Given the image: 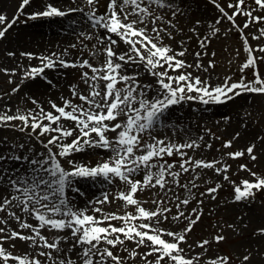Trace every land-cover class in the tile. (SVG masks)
Wrapping results in <instances>:
<instances>
[{
    "label": "snow or ice",
    "instance_id": "snow-or-ice-1",
    "mask_svg": "<svg viewBox=\"0 0 264 264\" xmlns=\"http://www.w3.org/2000/svg\"><path fill=\"white\" fill-rule=\"evenodd\" d=\"M208 2L219 15H196L197 0H20L12 18L0 11V39L21 15L59 20L78 13L79 23L87 20L92 29L76 35L78 43L70 45L76 52L20 53L37 63L22 71L13 94L38 77L58 87L46 70H64L67 76L68 69H76L80 75L59 102L25 93L32 107L0 108V127L26 134L23 142L0 140V146L7 144L0 152V213L6 214L0 215V264H232L229 254L207 253L227 239L224 227L238 233L243 221L224 222L196 239L193 233L205 200H215L225 183L232 185L230 199L237 203H251L264 191V173L250 167L264 156V130L242 137L256 111L254 101L264 98V43L249 40L264 38V0ZM239 16L245 19L240 22ZM224 19L230 22L226 29L219 26ZM72 22L77 23L74 17ZM257 24L256 31H246ZM233 29L246 53L240 75L234 79L230 72L214 80L217 61L203 58L215 57L208 51L212 39ZM193 38L198 47L189 53ZM0 71L15 74L18 68ZM7 95L0 92V98ZM242 96L240 130L229 138L207 127L180 139L157 131L168 127L174 106H224ZM261 118L264 114L255 120ZM222 119L227 124L231 116ZM214 140L221 144L208 158ZM241 158L237 171L252 178L236 182L228 161ZM113 204L117 210L105 207ZM256 233L264 237V227ZM17 240L26 251H13ZM252 255L245 250L239 264H249Z\"/></svg>",
    "mask_w": 264,
    "mask_h": 264
},
{
    "label": "rangeland",
    "instance_id": "rangeland-1",
    "mask_svg": "<svg viewBox=\"0 0 264 264\" xmlns=\"http://www.w3.org/2000/svg\"><path fill=\"white\" fill-rule=\"evenodd\" d=\"M252 0H246V3H251ZM199 4L198 11L196 15L202 18H213L215 15H219L218 12H214L213 6L208 2V0H197ZM221 3L226 5L227 0H221ZM195 8L196 5H193ZM30 11L29 9H26ZM16 11H13L8 15L9 18L15 14ZM264 14V13H261ZM245 18L239 16L238 20L242 22ZM41 20H31L27 16H20L18 23L14 24L7 34L6 39H0V69L7 68H18L17 73H5L0 71V92L7 93L6 97L0 98V108H3L5 104L12 106L13 110L17 107L24 108L32 107L31 101L27 99L25 93L35 94L39 98L51 97L54 99L59 98L61 94L69 95V88L67 87L70 83L78 82L80 72L76 69H68V75L65 76L63 72V77L61 79L60 88L58 90L52 91L45 81L37 78L36 80L25 81L22 86V90L18 93H11V88L20 81L21 73L25 70L26 66L31 63H37L36 60L29 61L27 58L21 57L20 53L25 50H33L38 47L44 39L43 37L36 36L38 32H35L37 25L43 23ZM230 22L226 19L221 21L219 25L222 29L228 28ZM261 25L257 24L255 27H250L246 29L247 32H254ZM85 31H91L90 28ZM71 36L67 33L58 34L61 38L67 37L69 39V48L73 43H78L76 40V35L78 33L72 31L70 32ZM250 42L255 45L257 43H264V38L261 40H253L249 36ZM18 42L20 44L18 45ZM87 43V40L85 41ZM189 53L195 51L196 45L195 38L190 42ZM72 52H76V49H71ZM209 52L214 51L216 53L215 57L206 56L203 59L205 62L209 58H214L217 63L215 69L213 70V79H222L225 75L230 72L233 73V78H237L240 73L238 71L239 64L243 62L246 58V53L243 49V41L240 37V33L233 29L228 31L226 35L221 34L217 38H213L209 48ZM9 52H15L14 56L8 55ZM42 52V51H40ZM239 52V56L236 53ZM260 55L259 52H257ZM189 60H192V55H188ZM231 62V63H229ZM260 68L264 71V61L260 62ZM192 71V69H189ZM248 78H252L251 69L247 70ZM13 75V82H9L8 76ZM145 79L148 77L145 76ZM81 87L83 84L81 83ZM59 102V100H58ZM245 98L242 96L240 99L236 100L234 103H226L224 106H214V105H203L200 102H186L182 106H174L171 112V121L168 124L166 129H157L163 135H172L174 138L180 139L185 135V132H188L193 137L201 133V130L205 127L210 128L212 132H215L218 136H221L222 139L229 138V135L232 134L235 130L239 129L238 120L241 118V115L238 113L241 110L238 108V105L245 104ZM256 105V111L252 113L253 119H248V127L242 132V137L245 139L250 138L252 133H259L261 130H264V118L255 120V117L262 116L264 114V98L257 97L254 101ZM222 115H230L231 119L227 124L222 119ZM14 123H19L15 121ZM172 124L176 125V131L173 133ZM25 133L19 132L18 130L12 129L10 127H0V140L4 137H8L9 140H17L23 142L25 139ZM209 137H205L208 139ZM239 142L241 138H237ZM33 143L36 144L37 149L40 148L38 142L33 140ZM221 144V140H214L213 148L208 150L205 154L208 158H213L217 155L216 148ZM27 147V145H25ZM7 147V144L0 146V152ZM199 155V153H197ZM92 159V157H86ZM175 158V157H174ZM232 164L230 172L232 173L231 179L239 182L242 178L252 177L245 170L237 171L238 163L243 162V158L233 161H228ZM250 162V167L253 171H258L264 173V156H262L259 161ZM209 176H213L212 172H208ZM201 190H203L201 188ZM182 191V190H181ZM219 195L215 200H205L204 202V215L202 221L198 223L193 233V239L200 238L202 236H207L210 233L216 231L217 226H223L224 222L228 224L240 223V231L235 233L232 228L224 227V232L227 236V239L223 242H220L218 246H213L209 248L207 255L212 256L215 253L229 254L232 256V264H239L238 256L244 253L245 250L253 253L250 258L249 264H264V255H261L264 252V237L256 233L258 227H264V191H258L256 193L255 200L251 203L248 202H233L230 197L232 195V185L230 183H225L221 189L218 190ZM147 196V192L144 193ZM223 200H228V203H221ZM194 203V201H193ZM106 208H111L112 210H117L116 204L106 205ZM0 215H6L5 213H0ZM239 218V220H238ZM13 227H17L14 221L10 220ZM246 225V226H245ZM3 226V225H0ZM8 243H11L9 241ZM20 250L26 251L27 246L24 242L17 240L16 248L13 251ZM122 255H127V253H121Z\"/></svg>",
    "mask_w": 264,
    "mask_h": 264
},
{
    "label": "bare ground",
    "instance_id": "bare-ground-1",
    "mask_svg": "<svg viewBox=\"0 0 264 264\" xmlns=\"http://www.w3.org/2000/svg\"><path fill=\"white\" fill-rule=\"evenodd\" d=\"M20 3V0H0V11L5 12L7 15L12 13L13 11H16L18 5ZM32 9H30L31 11ZM72 17L77 21V23L72 22ZM80 14H70L69 19H43V23L41 25H37L35 28V32H38L36 36L44 37L42 39L43 42L36 48H34L32 51H61L64 48H69V39L67 37L61 38L58 36V34L67 33L68 35L70 32L75 31L76 33H79L80 31H85L86 29H89L86 27L88 24V21L85 20L83 22V26L79 23L80 21ZM90 30H92L90 28ZM20 42H18V45ZM123 46V45H122ZM71 51V50H70ZM72 52V51H71ZM49 72V75L55 79L58 83V87H53L48 84L47 81H45L50 89L52 91L58 90L60 88L61 79L63 77L64 70H46ZM39 78V77H38ZM40 80L44 81L42 78H39ZM95 187V186H93Z\"/></svg>",
    "mask_w": 264,
    "mask_h": 264
}]
</instances>
